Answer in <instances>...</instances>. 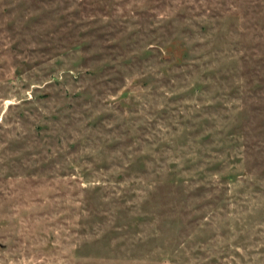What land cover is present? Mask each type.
<instances>
[{
	"label": "rangeland",
	"instance_id": "1",
	"mask_svg": "<svg viewBox=\"0 0 264 264\" xmlns=\"http://www.w3.org/2000/svg\"><path fill=\"white\" fill-rule=\"evenodd\" d=\"M0 264H264V0H0Z\"/></svg>",
	"mask_w": 264,
	"mask_h": 264
}]
</instances>
